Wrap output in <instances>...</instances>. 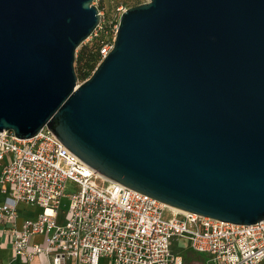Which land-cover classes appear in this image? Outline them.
Here are the masks:
<instances>
[{"label": "water", "instance_id": "water-1", "mask_svg": "<svg viewBox=\"0 0 264 264\" xmlns=\"http://www.w3.org/2000/svg\"><path fill=\"white\" fill-rule=\"evenodd\" d=\"M94 0H0V132L47 127L103 177L169 207L264 220V0H148L79 83Z\"/></svg>", "mask_w": 264, "mask_h": 264}, {"label": "built area", "instance_id": "built-area-1", "mask_svg": "<svg viewBox=\"0 0 264 264\" xmlns=\"http://www.w3.org/2000/svg\"><path fill=\"white\" fill-rule=\"evenodd\" d=\"M99 13L86 42L100 36ZM118 24L99 40V64L114 47ZM0 226L15 258L44 257V264H183L172 250L182 239L213 264H264V220L238 225L174 211L103 177L47 127L29 139L0 132Z\"/></svg>", "mask_w": 264, "mask_h": 264}, {"label": "rangeland", "instance_id": "rangeland-1", "mask_svg": "<svg viewBox=\"0 0 264 264\" xmlns=\"http://www.w3.org/2000/svg\"><path fill=\"white\" fill-rule=\"evenodd\" d=\"M147 1L148 0H94L93 4L100 8V12L103 15V22L108 27L107 30L110 31L112 28H114L119 23L121 14L123 13L125 9L145 3ZM79 83H82V82L79 81ZM76 190L77 188L73 184H69L67 186V193H74ZM64 204L66 205L68 204V201L66 199H64ZM29 209L32 210L35 208L30 207ZM167 216L169 215L166 214L165 218H168ZM187 247L188 245L185 244L184 242L183 243L178 242L174 246L173 252L174 251L176 252L186 251V253L183 254V257L187 262L186 264H208L205 259L200 258V257L199 258L194 257L193 255L194 253L191 250H188ZM100 264H108V263L105 259H102Z\"/></svg>", "mask_w": 264, "mask_h": 264}, {"label": "trees", "instance_id": "trees-1", "mask_svg": "<svg viewBox=\"0 0 264 264\" xmlns=\"http://www.w3.org/2000/svg\"><path fill=\"white\" fill-rule=\"evenodd\" d=\"M98 9L100 11L99 7ZM107 28L108 27L104 24L98 39L94 38L93 40L89 41L88 44L87 42H84L77 49L78 52H76L75 70L79 81L83 82L87 80L99 65V40L102 37H105L106 32L111 31H108Z\"/></svg>", "mask_w": 264, "mask_h": 264}, {"label": "crops", "instance_id": "crops-1", "mask_svg": "<svg viewBox=\"0 0 264 264\" xmlns=\"http://www.w3.org/2000/svg\"><path fill=\"white\" fill-rule=\"evenodd\" d=\"M26 214V213H23ZM185 243L188 245L187 249L191 250L194 254V257L196 258H203L207 261L208 264H211L212 262H210V256L206 255V254H200L197 252H194L190 246L188 241L182 239V240H178L175 241L172 244V250L174 249V246L178 243ZM181 245V244H179ZM186 253V251H182V252H176L174 251V254L179 255L182 257L183 259V264H186V260L183 257V254ZM0 258L3 262V264H44L46 263V258L41 257V258H36L35 260L32 261H26L23 259H18L14 257V250H13V245L11 243V241L9 240V238L6 236V233L4 232V230L2 229V227L0 226ZM107 261L108 264H111L112 262L109 259H105ZM113 264V263H112Z\"/></svg>", "mask_w": 264, "mask_h": 264}, {"label": "bare ground", "instance_id": "bare-ground-1", "mask_svg": "<svg viewBox=\"0 0 264 264\" xmlns=\"http://www.w3.org/2000/svg\"><path fill=\"white\" fill-rule=\"evenodd\" d=\"M174 211H177L178 209L173 208Z\"/></svg>", "mask_w": 264, "mask_h": 264}]
</instances>
